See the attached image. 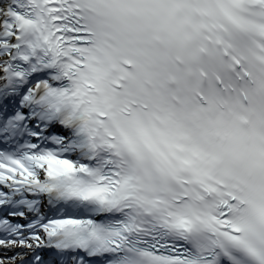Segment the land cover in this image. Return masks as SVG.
Here are the masks:
<instances>
[{"label": "snow or ice", "instance_id": "1", "mask_svg": "<svg viewBox=\"0 0 264 264\" xmlns=\"http://www.w3.org/2000/svg\"><path fill=\"white\" fill-rule=\"evenodd\" d=\"M0 264H264V0H0Z\"/></svg>", "mask_w": 264, "mask_h": 264}]
</instances>
